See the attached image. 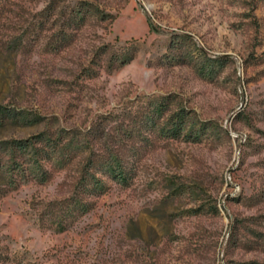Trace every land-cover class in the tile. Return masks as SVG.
Returning a JSON list of instances; mask_svg holds the SVG:
<instances>
[{"label":"rangeland","instance_id":"rangeland-1","mask_svg":"<svg viewBox=\"0 0 264 264\" xmlns=\"http://www.w3.org/2000/svg\"><path fill=\"white\" fill-rule=\"evenodd\" d=\"M0 264H264V0H0Z\"/></svg>","mask_w":264,"mask_h":264},{"label":"trees","instance_id":"trees-1","mask_svg":"<svg viewBox=\"0 0 264 264\" xmlns=\"http://www.w3.org/2000/svg\"><path fill=\"white\" fill-rule=\"evenodd\" d=\"M120 178H122V177H118V179H120Z\"/></svg>","mask_w":264,"mask_h":264}]
</instances>
